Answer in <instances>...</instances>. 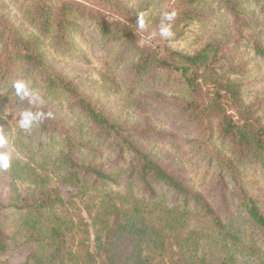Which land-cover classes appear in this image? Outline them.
<instances>
[{
    "label": "trees",
    "instance_id": "obj_1",
    "mask_svg": "<svg viewBox=\"0 0 264 264\" xmlns=\"http://www.w3.org/2000/svg\"><path fill=\"white\" fill-rule=\"evenodd\" d=\"M0 154V264H264V0H0Z\"/></svg>",
    "mask_w": 264,
    "mask_h": 264
},
{
    "label": "rangeland",
    "instance_id": "obj_2",
    "mask_svg": "<svg viewBox=\"0 0 264 264\" xmlns=\"http://www.w3.org/2000/svg\"><path fill=\"white\" fill-rule=\"evenodd\" d=\"M205 28L208 30L209 26L203 27L201 24L195 23L194 25L185 28L180 37L174 38L173 35H171L169 37H164V39L165 42L172 48L185 52H191L202 41L201 36L207 32ZM77 42L80 46V52H83L85 57L84 60L75 61L74 56L76 54L70 50L66 51L64 55L58 52L59 54H56L55 58L58 62H60L61 66L70 67L71 69L77 70L79 72L78 76L84 77L89 82L95 81V78H97L96 74L100 69L98 56L102 54V51L97 47V45H93L89 41H83L78 38ZM5 114L8 115V112H5ZM16 118L17 115L13 116L12 120H9L13 129L15 128ZM18 186L22 191L26 190L27 188L26 184L20 183ZM2 188L6 190L5 185L0 181V193H2ZM1 259L6 260L11 264H17L20 261L21 256L18 254H12Z\"/></svg>",
    "mask_w": 264,
    "mask_h": 264
},
{
    "label": "clouds",
    "instance_id": "obj_3",
    "mask_svg": "<svg viewBox=\"0 0 264 264\" xmlns=\"http://www.w3.org/2000/svg\"><path fill=\"white\" fill-rule=\"evenodd\" d=\"M175 13H165L164 14V19L166 20H172L174 17ZM138 26L140 28H143L145 26L144 24V20L142 18L138 19ZM160 35L162 37H169L172 35L171 31H170V26L169 25H165V24H161L160 27ZM17 93L21 94V99H23L25 96L28 95V92L24 90V85L22 83H17L15 85ZM38 117L34 116L32 113L30 112H25L23 114V119L20 121V126L22 128H29L31 126V124L37 119ZM0 165H2L4 168H7L9 166V157L7 154H0Z\"/></svg>",
    "mask_w": 264,
    "mask_h": 264
}]
</instances>
